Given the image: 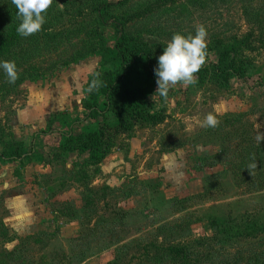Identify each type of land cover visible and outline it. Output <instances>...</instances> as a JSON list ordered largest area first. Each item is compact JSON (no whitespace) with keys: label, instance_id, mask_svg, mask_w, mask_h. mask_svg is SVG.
I'll return each mask as SVG.
<instances>
[{"label":"rangeland","instance_id":"374dc122","mask_svg":"<svg viewBox=\"0 0 264 264\" xmlns=\"http://www.w3.org/2000/svg\"><path fill=\"white\" fill-rule=\"evenodd\" d=\"M17 24L0 0V60L37 72L6 86L0 72V152L34 148L0 162V264H264V0H52L35 52ZM198 26L203 65L234 47L245 83L207 73L161 97L155 82L153 122L111 135L98 162L63 150L70 131L96 128L88 104L112 71L103 48L152 46L156 60ZM208 113L214 128L202 126ZM227 216L259 234L221 241L209 220Z\"/></svg>","mask_w":264,"mask_h":264},{"label":"trees","instance_id":"16d2710c","mask_svg":"<svg viewBox=\"0 0 264 264\" xmlns=\"http://www.w3.org/2000/svg\"><path fill=\"white\" fill-rule=\"evenodd\" d=\"M111 5L106 2L97 8V12L100 13ZM98 17L102 26L108 25L100 14ZM23 38H26L31 44L26 50H23L26 52H29L27 50L29 46L31 52L37 51L39 43L42 42V37L37 38V36L30 35ZM13 39L15 40V38ZM47 40L43 41L47 42ZM156 53L152 46H136L120 39L115 40L111 47L103 48L101 56L106 63L112 64V71L102 76L96 96L91 98V102L88 104L89 113L86 119L95 121L96 128L89 133H79L75 136L70 131L67 136H64L66 139L64 151L86 154L92 162H98L103 158L102 149L111 135L127 133L135 125L154 121V115L146 102L145 91L146 87L155 83L153 69L156 66ZM234 54V47L229 46L223 49L215 63L202 65L199 71L194 73V77L210 73L224 82L238 78L245 83L246 77L240 75L236 70ZM28 61L23 60L22 65L29 64ZM17 72V80L13 83L15 85L22 83L26 78L33 80L34 75L32 74L37 73L33 69L28 70V68L18 69ZM6 85L8 83L4 86ZM39 134H35L34 137L36 138ZM33 153V147L27 150L21 143L12 142L8 151L0 152V162L22 161L24 157ZM227 218L216 217L209 220L212 231L217 237H222L221 241H226V239L237 242L238 240H253L259 234V226L255 222L254 224L243 223L245 224L243 226L238 221L239 218L232 219L228 216Z\"/></svg>","mask_w":264,"mask_h":264},{"label":"clouds","instance_id":"9594fccd","mask_svg":"<svg viewBox=\"0 0 264 264\" xmlns=\"http://www.w3.org/2000/svg\"><path fill=\"white\" fill-rule=\"evenodd\" d=\"M16 9V33L28 37L41 30L45 23L46 11L52 0H10ZM206 30L196 27L194 34L173 33L161 53L156 57L153 69L157 92L161 97L168 95L171 86L177 83L191 85L195 82L194 73L198 72L206 57ZM0 72L8 84L17 80L18 72L14 61L0 60ZM217 116L208 113L202 122L203 127H216ZM258 140H264V134H258Z\"/></svg>","mask_w":264,"mask_h":264}]
</instances>
